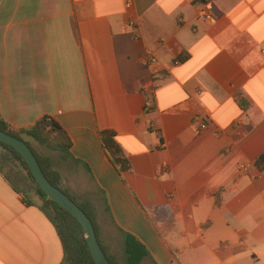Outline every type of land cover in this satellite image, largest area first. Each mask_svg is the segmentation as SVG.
<instances>
[{
	"label": "crops",
	"instance_id": "obj_1",
	"mask_svg": "<svg viewBox=\"0 0 264 264\" xmlns=\"http://www.w3.org/2000/svg\"><path fill=\"white\" fill-rule=\"evenodd\" d=\"M44 116L71 147H31L114 264L123 233L141 264H264V0H0V119ZM6 170L0 264H61L53 224Z\"/></svg>",
	"mask_w": 264,
	"mask_h": 264
},
{
	"label": "trees",
	"instance_id": "obj_2",
	"mask_svg": "<svg viewBox=\"0 0 264 264\" xmlns=\"http://www.w3.org/2000/svg\"><path fill=\"white\" fill-rule=\"evenodd\" d=\"M147 101L151 102V98L149 97ZM0 130L23 141L31 149L48 181L66 194L91 220L98 240L95 224L87 208L77 203L74 198L61 189L58 174L52 170L48 171L31 147V142H35L49 150L68 151L71 147V141L62 127L54 119L44 116L33 125L21 129H15L0 119ZM100 141L105 153L119 172L128 171L130 164L117 144L114 133L108 130L101 131ZM11 162H18L25 170L27 178L33 185L35 195L42 203L40 210L47 216L56 230L63 250L61 264H94L77 220L47 198L33 179L22 157L13 148L0 142V171L3 172L4 168L10 165ZM255 164L260 170H264V155L260 156ZM122 236L125 264H141L149 256L145 246L132 234L123 233ZM102 250L110 264H114L105 250L103 248Z\"/></svg>",
	"mask_w": 264,
	"mask_h": 264
},
{
	"label": "water",
	"instance_id": "obj_3",
	"mask_svg": "<svg viewBox=\"0 0 264 264\" xmlns=\"http://www.w3.org/2000/svg\"><path fill=\"white\" fill-rule=\"evenodd\" d=\"M0 142L13 148L25 161L33 179L48 199L69 213L79 223L94 264H110L96 237L94 226L82 209L53 186L43 174L31 149L21 140L0 130Z\"/></svg>",
	"mask_w": 264,
	"mask_h": 264
},
{
	"label": "rangeland",
	"instance_id": "obj_4",
	"mask_svg": "<svg viewBox=\"0 0 264 264\" xmlns=\"http://www.w3.org/2000/svg\"><path fill=\"white\" fill-rule=\"evenodd\" d=\"M12 167V172L8 171L7 173L10 175L11 179L19 186V188H23L25 190H29L32 192V194L35 197V200L38 202V204H42L40 199L35 195L33 191V185L30 183L29 179L27 178L25 170L21 167V165L18 162H11L10 165L7 167ZM125 264L124 261V256H123V263Z\"/></svg>",
	"mask_w": 264,
	"mask_h": 264
},
{
	"label": "built area",
	"instance_id": "obj_5",
	"mask_svg": "<svg viewBox=\"0 0 264 264\" xmlns=\"http://www.w3.org/2000/svg\"><path fill=\"white\" fill-rule=\"evenodd\" d=\"M205 18L207 20H210L211 19L210 15H208V14L205 15ZM240 170H244V167H240Z\"/></svg>",
	"mask_w": 264,
	"mask_h": 264
}]
</instances>
